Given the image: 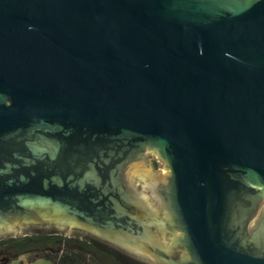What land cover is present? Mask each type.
<instances>
[{
    "label": "water",
    "instance_id": "water-1",
    "mask_svg": "<svg viewBox=\"0 0 264 264\" xmlns=\"http://www.w3.org/2000/svg\"><path fill=\"white\" fill-rule=\"evenodd\" d=\"M145 264H264V0H0V239Z\"/></svg>",
    "mask_w": 264,
    "mask_h": 264
},
{
    "label": "trees",
    "instance_id": "trees-1",
    "mask_svg": "<svg viewBox=\"0 0 264 264\" xmlns=\"http://www.w3.org/2000/svg\"><path fill=\"white\" fill-rule=\"evenodd\" d=\"M18 241L26 250L54 264H145L85 235L66 236L58 232L37 230L34 235H27L14 242Z\"/></svg>",
    "mask_w": 264,
    "mask_h": 264
},
{
    "label": "rangeland",
    "instance_id": "rangeland-1",
    "mask_svg": "<svg viewBox=\"0 0 264 264\" xmlns=\"http://www.w3.org/2000/svg\"><path fill=\"white\" fill-rule=\"evenodd\" d=\"M27 235L28 234H25L23 236L5 237L0 239V260L2 261L0 264H5L6 262L7 264H54L47 258L39 257L34 254V252H32L31 250H26L25 246L21 245V242H14ZM3 250H7V253L5 254V251L3 252ZM7 254L9 255L8 258L5 260L4 257Z\"/></svg>",
    "mask_w": 264,
    "mask_h": 264
},
{
    "label": "flooded vegetation",
    "instance_id": "flooded-vegetation-1",
    "mask_svg": "<svg viewBox=\"0 0 264 264\" xmlns=\"http://www.w3.org/2000/svg\"><path fill=\"white\" fill-rule=\"evenodd\" d=\"M94 238V237H93ZM96 239V238H95ZM98 240V239H97ZM100 241V240H99ZM102 242V241H101ZM104 244H106V245H108L107 243H105V242H103ZM5 251V252H4ZM3 252L6 254L7 253V250H3ZM8 255L9 254H7L5 257H4V259L6 260L7 258H8ZM2 261L0 260V263H1Z\"/></svg>",
    "mask_w": 264,
    "mask_h": 264
}]
</instances>
